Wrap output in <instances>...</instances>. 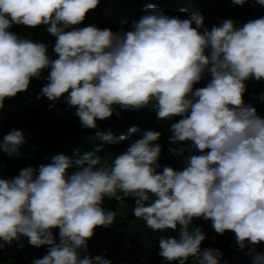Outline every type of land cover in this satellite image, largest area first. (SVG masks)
Instances as JSON below:
<instances>
[{
  "label": "clouds",
  "instance_id": "9594fccd",
  "mask_svg": "<svg viewBox=\"0 0 264 264\" xmlns=\"http://www.w3.org/2000/svg\"><path fill=\"white\" fill-rule=\"evenodd\" d=\"M99 3L0 0V109L50 69L37 99L46 97L53 107L64 98L85 129H98L97 120L114 112L119 116L117 107H149L161 121L182 117L171 125L169 140L191 143L169 148V154L187 152L184 167L158 172L162 149L155 142L161 133L146 130L105 167H99L102 146L83 154L77 148L38 169L29 166L14 178H0V249L26 237L31 246H48L32 264H111L88 254V240L97 227L115 222L116 212L103 207L105 198H132V214L146 228L179 231V238H159L166 261L220 264L219 250H201L206 236L193 224L202 218L220 235L234 232L239 248L254 253L253 264H264V253L255 252L264 242V118L243 100L246 81L264 80V17L239 28L225 19L209 30L199 11L180 19L149 4L129 31L73 28ZM254 3L264 6V0ZM13 24L48 25L58 58H50L46 44L10 32ZM206 74L207 85L194 90ZM255 96L264 100V90ZM128 131L140 133L135 126ZM103 139L112 142L111 131ZM26 142L13 129L3 136L0 151L20 157ZM53 229H59V242Z\"/></svg>",
  "mask_w": 264,
  "mask_h": 264
},
{
  "label": "trees",
  "instance_id": "16d2710c",
  "mask_svg": "<svg viewBox=\"0 0 264 264\" xmlns=\"http://www.w3.org/2000/svg\"><path fill=\"white\" fill-rule=\"evenodd\" d=\"M149 4L155 5L169 17L180 19H188L194 11H199L204 17L205 27L209 30L213 26H219L225 19H232L239 28L250 20L264 17V6L255 4L254 0H247L243 6L234 5L232 0H100L97 8L90 10L86 19L73 28L94 25L100 29H111L114 33L121 29L129 31L131 22L139 20ZM47 27L49 26L40 25L33 28L13 24L9 31L20 38L46 44L48 55L56 59L58 56L52 51L56 37L47 32ZM49 71L50 69L44 70L41 79L33 78L27 91L5 99L4 107L0 109V143L3 136L13 129L21 130L27 141L20 149V157H9L0 151V178H14L23 168L29 166L38 169L40 164L50 162L52 156L60 153L71 156L73 150L77 148L83 154L102 146L99 167H105L110 165L117 155L126 151L132 142L142 138L146 130L161 133L159 140L155 142L162 149L157 162L160 167L157 171L162 173L164 166H170L177 171L183 169L184 158L188 153L185 152L182 156L169 154V148H187L191 143L173 144L169 140L171 125L182 117L161 121L157 119L156 112L149 107L139 110H123L117 107L119 116L114 112L108 119L97 120L98 129H85L75 115L76 109L69 108L64 98L56 101L53 107H50L53 102L46 97L37 99L47 83ZM209 79L210 76L206 74L194 85V90L205 87ZM245 83L247 89L243 96L245 104H252L257 109V114L264 118V100L255 96L264 90V80L257 82L250 79ZM133 126L139 128L140 133H129L128 129ZM109 131L113 136L112 142L103 139ZM121 135L127 139L119 140ZM193 154L200 153L197 151ZM103 207L115 211L117 215L112 226L97 227L93 237L88 240V254L91 257H103L111 261V264H178L166 261L159 255L158 243L162 235L179 238L178 230L154 232L146 228L144 223L132 214L134 207L132 198L122 201L105 198ZM193 226L201 227L205 233L206 238L201 244L202 251L211 248L222 253L220 264H253L254 253L248 248L243 250L239 248L234 232L226 231L220 235L214 231L211 221L202 218L195 219ZM53 235L59 242V229H53ZM20 244H23L22 248ZM47 251L48 246L37 248L31 246L26 237H21L19 242L13 241L11 245H5L0 249V264H32V261L43 258ZM255 252L264 253V242L256 246ZM83 255L81 252V258ZM187 264H194L192 258H189Z\"/></svg>",
  "mask_w": 264,
  "mask_h": 264
}]
</instances>
